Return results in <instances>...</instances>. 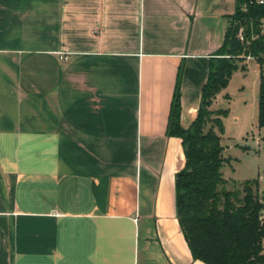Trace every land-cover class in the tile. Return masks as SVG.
<instances>
[{
  "label": "crops",
  "instance_id": "crops-1",
  "mask_svg": "<svg viewBox=\"0 0 264 264\" xmlns=\"http://www.w3.org/2000/svg\"><path fill=\"white\" fill-rule=\"evenodd\" d=\"M234 1L0 0V264H204L176 219L185 157L166 130L179 67L180 126L194 121Z\"/></svg>",
  "mask_w": 264,
  "mask_h": 264
},
{
  "label": "trees",
  "instance_id": "trees-1",
  "mask_svg": "<svg viewBox=\"0 0 264 264\" xmlns=\"http://www.w3.org/2000/svg\"><path fill=\"white\" fill-rule=\"evenodd\" d=\"M257 1H234L229 21L235 23H228L221 47L209 59L200 105L186 130L180 126L181 67L176 77L166 135L180 140L185 165L174 177L175 215L192 258L204 264H264V194L256 180L231 189L223 178L229 159L223 156L222 119L228 111L211 110L233 74L245 72V60L254 59L259 67L257 128L264 129V0Z\"/></svg>",
  "mask_w": 264,
  "mask_h": 264
},
{
  "label": "rangeland",
  "instance_id": "rangeland-1",
  "mask_svg": "<svg viewBox=\"0 0 264 264\" xmlns=\"http://www.w3.org/2000/svg\"><path fill=\"white\" fill-rule=\"evenodd\" d=\"M234 23V20L229 21V24ZM262 30L264 33V28ZM256 70V62L249 63L248 69L246 67L245 80L240 82L235 78L226 91L230 94V100L221 101L216 107L229 112L227 119H222L224 134L221 136V144L225 149L223 156L229 159V163L221 170L223 178L228 181L231 189L240 188L245 181L256 180L259 183L258 191L262 194L264 192V129L258 131L256 117L253 116L254 111L247 117L245 132L240 130L246 111L244 103L250 102V85ZM242 86H245L246 92L240 91ZM234 117H238L240 121L235 122ZM250 132H253L254 136H251Z\"/></svg>",
  "mask_w": 264,
  "mask_h": 264
},
{
  "label": "built area",
  "instance_id": "built-area-1",
  "mask_svg": "<svg viewBox=\"0 0 264 264\" xmlns=\"http://www.w3.org/2000/svg\"><path fill=\"white\" fill-rule=\"evenodd\" d=\"M257 2H258L259 4H262V3H263L262 0H258ZM263 28H264V20L262 21V29H263ZM237 37H238L239 41H243V35H242L241 31H239ZM58 59H59L60 61H67V60H68V56L65 55V54H63V53H58Z\"/></svg>",
  "mask_w": 264,
  "mask_h": 264
},
{
  "label": "water",
  "instance_id": "water-1",
  "mask_svg": "<svg viewBox=\"0 0 264 264\" xmlns=\"http://www.w3.org/2000/svg\"><path fill=\"white\" fill-rule=\"evenodd\" d=\"M226 148H227V147H226ZM262 194H264V192H263Z\"/></svg>",
  "mask_w": 264,
  "mask_h": 264
}]
</instances>
